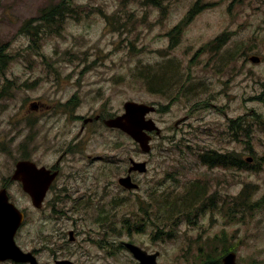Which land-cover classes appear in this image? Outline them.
<instances>
[{"label": "rangeland", "instance_id": "1", "mask_svg": "<svg viewBox=\"0 0 264 264\" xmlns=\"http://www.w3.org/2000/svg\"><path fill=\"white\" fill-rule=\"evenodd\" d=\"M152 1L73 0L75 14L47 23L41 13L61 0H0V135L15 136L39 164H55L75 140L77 116L121 115L130 101L161 109L148 116L162 135L147 154L124 132L92 127L62 162L61 220L30 211L19 244L26 252L52 245L41 264H139L123 243L159 253L158 264H218L228 252L264 264V0ZM163 79L172 85L159 92ZM37 102L40 112L31 110ZM237 119L241 134L229 130ZM206 150L239 153L254 169H211L199 160ZM4 152L0 181L22 159ZM131 159L147 166L134 192L118 183ZM197 181L208 188L206 208L184 211L174 238L163 240L168 214L158 198L177 204ZM244 188L260 208L240 221L227 202ZM17 203L29 207L22 196ZM51 233L58 242L46 240Z\"/></svg>", "mask_w": 264, "mask_h": 264}, {"label": "water", "instance_id": "2", "mask_svg": "<svg viewBox=\"0 0 264 264\" xmlns=\"http://www.w3.org/2000/svg\"><path fill=\"white\" fill-rule=\"evenodd\" d=\"M255 64L260 63L259 58H251ZM155 107L137 102H126L124 105V114L105 121L107 127L118 129L129 135L136 142L143 153L151 152V134L156 132L161 136L162 130L152 119L147 117L154 113ZM132 167L129 172L145 173L147 171L146 163L131 161ZM51 174L44 168L38 169L35 164L22 162L17 165V170L13 180L20 181L23 184L24 191L28 192L33 199L36 207L41 208L43 199L48 191L50 184L55 180L56 174ZM120 185L128 190H138L139 186L133 184L130 176L122 178ZM23 222V215L19 210L10 204L4 193L0 195V260L11 259L16 262H30L37 264L32 254H23L16 246L15 235ZM71 241H74V234L71 232ZM124 246L138 260L139 264H158L159 253L149 255L142 248L132 244L124 243ZM223 264H238L237 254L231 252L223 260ZM58 264H73L70 261H62Z\"/></svg>", "mask_w": 264, "mask_h": 264}, {"label": "flooded vegetation", "instance_id": "3", "mask_svg": "<svg viewBox=\"0 0 264 264\" xmlns=\"http://www.w3.org/2000/svg\"><path fill=\"white\" fill-rule=\"evenodd\" d=\"M40 17H42V16H40ZM39 21L42 22L41 20H39ZM26 26H27V28L29 27V25H26ZM32 26H35V25H32ZM158 90H159V92H161L162 89L159 88V86H158ZM167 90H170V89H167ZM75 98H76V96L71 97L68 100V103L63 107H67L68 109H70V107H71L70 103H71V101L75 100ZM150 106L156 108L154 113H160L161 112V109H159L156 105H150ZM44 107H45V104L42 102H40V103L37 102V103L31 104V110L35 111V112H40ZM108 114L109 113H107V111L105 109V112L102 110H99L98 112H96L95 114H93L90 117L77 116L78 122L80 124L83 123L80 127L79 134L77 135V137L75 138V140L73 142H71L67 145L66 150L63 152L62 156L59 157V160L55 164H51V165L39 164L37 161H35L33 159V157H30L31 155L29 154V152L27 153V151H26V149H27L26 145H23V143H18V140H16L15 136L6 137V136L0 135V156L1 157H10L7 152H4L5 150L12 152V153H14L16 151H21V155H22L21 160H18V161L15 160L13 162L14 163V169L12 171L11 176L9 177V176L4 175V178L0 181V195L5 192L9 203L13 204L19 210V212L23 215V222H22L21 226L19 227V229L15 235V243H16V246L21 250V252L23 254H32V256L36 260L37 264H41V262H40L41 261L40 260V251L43 250V251L51 252L52 251V245L49 244L46 247L44 244H41L40 249L33 250L32 252H29V251L26 252L22 249L21 245L19 244V240H20L21 232L24 228V225H25L26 221H28V214L30 211L43 212L42 210L45 209V211L49 210L51 213V215L48 217H52L54 221H60L61 220V215L63 212H61V210L59 209V206H62V205H61L60 200H59L60 196L58 194L62 193L61 181L64 178V173H63L64 169H63L62 162L66 156H68L72 153H79L81 151V149H82L81 146L83 144V137L88 136L87 132H89V130L92 127L104 128L107 131H112V132H114V131H117L118 133L121 132L118 129H112V128H109L106 126V124H105L106 120L111 119V118L116 117V116H119L116 114H113L110 116ZM123 114H124V112H123ZM186 122H187V120L184 119V121H182V122L181 121L177 122L176 126H179V124H181V123L186 124ZM151 136L153 139L152 141H154L155 137L157 136L156 132H153L151 134ZM157 137H161V136H157ZM118 148H119V146H118ZM132 160L133 159H131L129 161L130 164H129V167L127 170V174L120 177L118 179V183H119L120 179L126 178L127 176H130L132 183L135 184V182H136L135 177H136V175H138L140 173L139 172H131V173L129 172V169L132 167V165H131ZM22 162H30L32 164H35V166L38 169H41V168L46 169L47 171H49L51 173V174H48L49 176L52 174H56L55 180L50 184L48 191H47V193L43 199V202L41 204V208L36 207L34 202H33L32 196L28 192L24 191V187H23L22 182L13 180V177H14L15 172L17 170V165L19 163H22ZM136 184L139 186L138 189H140V185L138 183H136ZM21 196L27 200V203L29 205L28 208H22L17 203L18 199ZM72 233L75 235V233L73 231H72ZM74 239H75V237H74ZM46 240L49 242L50 241L58 242V237H56L55 233H51V234L46 236ZM101 245H103V244L101 243ZM52 252L54 253L55 250H53ZM54 260H57V259H53L52 262ZM62 261L63 260L56 261L55 264H58L59 262H62ZM5 262H10L13 264H30V262H16V261L11 260V259L0 260V263H5Z\"/></svg>", "mask_w": 264, "mask_h": 264}, {"label": "trees", "instance_id": "4", "mask_svg": "<svg viewBox=\"0 0 264 264\" xmlns=\"http://www.w3.org/2000/svg\"><path fill=\"white\" fill-rule=\"evenodd\" d=\"M72 1L73 0H61V3L55 7H50L46 10H44L41 14L44 15V18H42L43 21L47 23H52L51 18L60 16L63 17L65 15L75 14V12L72 9ZM153 3H159L158 0H153ZM197 13V6L195 9H193L188 17L185 20V25L188 24L192 19L193 16ZM43 23V22H42ZM175 31H179L178 28L175 29ZM30 35L35 38V34L33 32H30ZM216 43L220 45L219 39L216 40ZM3 52L0 50V53ZM174 69H177V65L173 67ZM2 68L0 67V71ZM160 77V76H159ZM158 79V77H156ZM184 78V75L178 73V80H182ZM153 75L152 73L148 74L147 77V84L149 86L150 92H154L155 88L153 83ZM153 82V83H152ZM158 83H156L157 86L164 87L167 89L170 88L172 84L168 82L166 79L158 80ZM168 85V86H167ZM243 119H237V120H231L229 124V130L241 134L240 130L242 129V125L244 122H242ZM264 123V121L262 122ZM258 125V124H257ZM264 125V124H263ZM252 152V151H251ZM200 162L211 169L214 168H227V169H237V170H245L250 171L254 169V166L249 164L246 159H244L239 153H222L219 150H206L202 154L199 155ZM192 189V190H190ZM188 189L187 193L188 195L185 196L183 201L177 200V204L174 205H167L166 201L163 200L164 197L158 198L157 204H158V210H163L162 212L168 214L166 217L163 218L165 223L163 226L159 229V233L164 232L163 240L166 239H172L174 238L175 234H172V232H175V230L178 228L179 224L186 220L184 218V211L188 210L189 213L196 212L195 215L198 213V209H196V206H200V210L206 208V202L204 199L208 197V188L205 184H202L200 181H197L192 184L191 188ZM163 200V201H162ZM210 200V199H209ZM235 200V201H233ZM165 201V204H164ZM228 208H229V217H232L234 214H236L238 220L244 221L245 217L249 214H252L256 210L260 208V205L258 202L253 203L251 194L249 193L248 188H244L241 190L239 195L236 198H232L229 202H227ZM188 206L189 208L185 209L184 207ZM172 214H176L175 216ZM188 222L191 224L192 221ZM164 230V231H163ZM229 253V252H228ZM227 254V253H226ZM223 258V257H222ZM207 264V263H206ZM218 264H222L221 262H218Z\"/></svg>", "mask_w": 264, "mask_h": 264}]
</instances>
